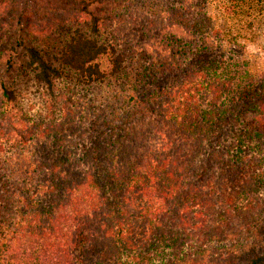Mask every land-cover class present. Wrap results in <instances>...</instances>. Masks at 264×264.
Segmentation results:
<instances>
[{"label":"trees","instance_id":"obj_1","mask_svg":"<svg viewBox=\"0 0 264 264\" xmlns=\"http://www.w3.org/2000/svg\"><path fill=\"white\" fill-rule=\"evenodd\" d=\"M136 6L0 0L2 104L23 62L49 97L73 73L97 108L3 137L0 264H264V86L230 93L189 60L209 37ZM136 48L162 62L128 63Z\"/></svg>","mask_w":264,"mask_h":264},{"label":"rangeland","instance_id":"obj_2","mask_svg":"<svg viewBox=\"0 0 264 264\" xmlns=\"http://www.w3.org/2000/svg\"><path fill=\"white\" fill-rule=\"evenodd\" d=\"M134 2L139 8L159 10L158 15L147 17L145 15L151 23H157L159 30L162 27H170L172 21L179 20L185 32L190 31L198 36L209 37L211 50L191 56L189 60L210 63L220 81L229 82L228 79H231L230 93L254 82H257L256 88L264 86V0H134ZM143 22L142 19L141 23ZM127 28L128 24H122L118 29L126 43L131 42V36L128 35L131 30ZM135 51L138 53L130 55L128 63H138L139 67L144 68L148 63L162 62L152 48H136ZM11 78L13 104L9 102L2 104L3 98L0 94V142H4V136L9 143L13 142L19 131L24 134L36 121H43L45 125L53 118V122L56 123L57 114L52 117V113L63 115L66 110L61 108L67 101L72 102L71 108L81 110L82 115L90 118L86 127L95 118L97 108H94L93 104L90 108L88 106V103L94 100V91L89 87L74 85L76 77L71 72L67 73V79L58 84L55 97H49L41 86L34 83L23 62L18 63ZM93 103L97 107V102ZM19 118H22V124L18 123ZM74 140H77V137Z\"/></svg>","mask_w":264,"mask_h":264}]
</instances>
